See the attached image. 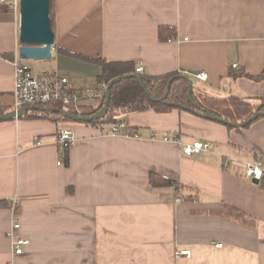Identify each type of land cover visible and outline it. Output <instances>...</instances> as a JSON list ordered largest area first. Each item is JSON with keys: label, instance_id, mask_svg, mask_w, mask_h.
<instances>
[{"label": "crops", "instance_id": "crops-1", "mask_svg": "<svg viewBox=\"0 0 264 264\" xmlns=\"http://www.w3.org/2000/svg\"><path fill=\"white\" fill-rule=\"evenodd\" d=\"M50 18L52 57L27 66L66 78L90 110L101 67L58 48L131 62L149 76L205 71L207 81L192 83L199 92L264 97V80L230 74L264 71V0H50ZM18 37L19 18L0 4L6 113L15 103ZM119 118L135 136L111 134L112 124L0 122V264H264V188L244 171L254 161L264 171V117L232 129L179 109ZM61 129L76 139L57 165ZM197 141L209 150L182 153ZM150 174L183 188L153 187ZM13 219L28 241L21 255L11 247ZM181 249L191 256L175 257Z\"/></svg>", "mask_w": 264, "mask_h": 264}, {"label": "trees", "instance_id": "trees-1", "mask_svg": "<svg viewBox=\"0 0 264 264\" xmlns=\"http://www.w3.org/2000/svg\"><path fill=\"white\" fill-rule=\"evenodd\" d=\"M164 29L166 28L161 27L159 33ZM58 52L63 55L94 62L101 67V74L96 78V90H99L102 84L107 86L106 91H109L110 94L109 105L108 111L102 119L88 123L92 126L101 127L106 124L122 122V119L119 118L120 115L146 110L165 113L172 109H179L204 119H206V113L210 112L231 124L241 123L249 119L255 111L264 114V97L241 98L231 95L218 98L199 92L193 87L190 90L188 80L178 73L149 76L136 73L135 65L131 62H108L104 59H90L75 55L61 48H58ZM235 71L232 70L230 73L235 79L245 78L252 82L264 80V71L260 75H251L240 69ZM125 76L129 77L125 78ZM191 79L189 78V81L193 83ZM111 84L112 86H110ZM153 99L161 101L156 102ZM98 100L99 104L95 109L90 110L81 106V116H89L98 112L104 104L105 95ZM58 111L65 110L58 104L27 106L25 113L20 119H44L52 122L67 121ZM5 113L6 110L0 108V116ZM69 114L73 115L70 111ZM225 127L232 129L230 126ZM127 130L130 134L134 133V129L128 128ZM67 153L68 151L63 153V160L66 159ZM149 181L153 187L169 186L174 187L177 191L183 188L181 184L155 174H150ZM260 182L261 187L264 188V177ZM3 203L5 201H0V205Z\"/></svg>", "mask_w": 264, "mask_h": 264}, {"label": "built area", "instance_id": "built-area-1", "mask_svg": "<svg viewBox=\"0 0 264 264\" xmlns=\"http://www.w3.org/2000/svg\"><path fill=\"white\" fill-rule=\"evenodd\" d=\"M0 4L6 6L15 16L19 18V0H0ZM14 67V112L23 111L27 106L37 105H54L58 104L64 108L68 113L72 112L75 116H81V106H83V97L77 94L68 86V80L58 74L48 72L42 75L33 74L31 69L23 63L18 57L12 61ZM138 74H143L144 69L139 66L135 69ZM191 77L197 81H207L208 75L205 71L193 73ZM107 86L100 85L99 90H95L92 98L101 99L106 92ZM111 134H122L124 136H135L130 134L123 122H118L111 125ZM76 137L75 134L67 129H61L57 132L56 143L58 146V161L57 165L63 162V153L68 151L73 145ZM168 140V138H166ZM210 144L207 142L197 141L182 148V153L186 156L198 154L203 151H208ZM245 177L252 181L260 182L264 177L261 161H254L253 163L244 166ZM15 201L11 204V210L15 211ZM20 225L16 219H13L11 229L9 231V238L11 240V247L14 255H21L23 249L28 245V241L17 235ZM216 249L222 248L219 243H211ZM191 252L188 249H181L175 257L189 258Z\"/></svg>", "mask_w": 264, "mask_h": 264}, {"label": "water", "instance_id": "water-1", "mask_svg": "<svg viewBox=\"0 0 264 264\" xmlns=\"http://www.w3.org/2000/svg\"><path fill=\"white\" fill-rule=\"evenodd\" d=\"M18 40L20 46L17 51V57L20 60L46 61L51 59V52L54 45V33L51 28L50 0H19ZM128 77L129 76H125V78ZM182 77L188 80L189 88L191 90L193 86L189 81V78L185 75H182ZM136 78L139 80L138 77ZM110 86H112V84ZM109 97V91H106L103 106L98 112L89 116H75L66 111H58V113L68 121L88 124L102 119L105 116L108 111ZM153 101L159 102L161 100L153 99ZM24 113L25 110L5 113L0 116V122L20 119ZM261 117H264V114L255 111L249 119L241 123L231 124L216 117L210 112L206 113V119L232 128L248 127ZM253 183L258 184L257 181H253Z\"/></svg>", "mask_w": 264, "mask_h": 264}, {"label": "rangeland", "instance_id": "rangeland-1", "mask_svg": "<svg viewBox=\"0 0 264 264\" xmlns=\"http://www.w3.org/2000/svg\"><path fill=\"white\" fill-rule=\"evenodd\" d=\"M23 63L25 64V65H31L32 67L34 66V65H36V63H39V67H41V66H43V65H45V61H32V60H28V61H24L23 60ZM29 67V66H28ZM30 68V67H29ZM48 73V72H47ZM42 74H45V73H39V75H42ZM192 80V82H193V85H197V83H196V81L194 80V79H191Z\"/></svg>", "mask_w": 264, "mask_h": 264}]
</instances>
